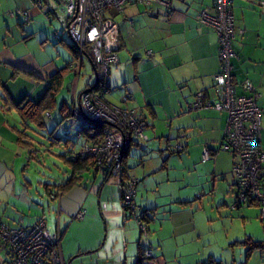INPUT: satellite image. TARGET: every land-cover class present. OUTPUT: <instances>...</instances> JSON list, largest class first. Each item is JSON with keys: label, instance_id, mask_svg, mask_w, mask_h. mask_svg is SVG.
Masks as SVG:
<instances>
[{"label": "crops", "instance_id": "obj_1", "mask_svg": "<svg viewBox=\"0 0 264 264\" xmlns=\"http://www.w3.org/2000/svg\"><path fill=\"white\" fill-rule=\"evenodd\" d=\"M40 1L38 5L34 0H0V84L8 87L15 78L24 75L38 80H33L38 86H44L37 99L26 91L14 97L9 91L5 94L0 89V219L12 226H30L41 218L27 224L25 217L17 219L9 211L10 197L15 195L10 184H33L26 166V146L19 141L20 122H24L17 109L18 113L15 112V102L25 97L40 99L47 88L48 77L67 65L59 93L66 86L71 97L59 103L58 93L52 109L44 112L43 117H50L55 124L61 125L65 121L73 125L74 119L78 121L72 111L74 104L80 110L79 103H73V98H78L80 93L94 85L86 83L80 90L84 58L92 67L89 78L96 80L91 59L86 55L79 61L78 73L79 55L75 56L63 30L53 32V27L46 23L40 26L35 25L37 21L33 23L36 17H42L43 10L49 16L50 24L52 19H62L55 4L57 0ZM263 1L231 0V7L237 31L233 45L235 55L232 57L233 80L238 93H248L242 84L250 80L259 94L257 103L263 112L264 149ZM214 3L215 0H173L172 14L158 6L146 8L128 4L121 13V24L118 23L119 64L114 66L117 68L114 75L111 72L109 93L113 86L121 89L118 85L122 82L124 93L132 97L125 107L134 108L137 115L148 122L151 142L133 144L126 162L127 174L138 180L135 196L138 212L146 213L149 231L151 225L156 227L152 235L158 241L156 250L150 241L154 260L158 259L156 255H165L162 249L166 251V236L161 232L166 227L170 229L168 234L175 237L176 245L181 240L180 230L187 228V224L191 223L188 231L196 235L198 224L204 219L198 217L194 210L204 208L206 200L212 207V216L217 208L222 217L223 240L217 246L207 247L196 261L190 260L188 264H202L210 256L221 260L222 264H243L247 248L234 242L248 236L264 240V232L255 215L257 208H251L258 205L244 208L234 204L232 170L236 158L232 152L220 149L228 113L211 107L192 108L198 92H204L206 99H216L218 95L214 76L222 69L219 37L212 27L202 24L198 18L203 9L213 7ZM26 10L30 20L33 19L30 24L22 22V12ZM17 17L20 21L16 22L14 19ZM58 33L60 39L57 38ZM60 42L65 45L66 54L61 52ZM149 50L152 55L148 54ZM61 55L67 60L62 67L58 66ZM74 73L75 77L71 78ZM74 79L77 80L76 85ZM56 109H59L58 118L52 117L51 113ZM16 113L18 115L15 116ZM77 135L80 138L84 136L82 149L88 141L86 134L80 132V125ZM25 136V142L33 145L27 140L32 139L30 135ZM177 140L181 142V149L179 153H173L168 146ZM206 148L212 155L208 160H204ZM101 173L103 177L100 180L97 171L93 182L84 184L80 181L52 199L58 218L55 231L62 233L63 257L70 264H137L138 242L142 241V233L137 220L126 216L121 178ZM81 209L86 210V216L90 214L84 225L91 220L97 224L96 233L89 237L77 234V229L72 227V219ZM161 209L167 212L162 218L159 217ZM103 227L107 229L106 243H102ZM219 247L226 249V253L221 254ZM247 259L246 264H264V249L253 250Z\"/></svg>", "mask_w": 264, "mask_h": 264}, {"label": "built area", "instance_id": "obj_2", "mask_svg": "<svg viewBox=\"0 0 264 264\" xmlns=\"http://www.w3.org/2000/svg\"><path fill=\"white\" fill-rule=\"evenodd\" d=\"M41 4L40 0H34ZM67 16L66 29L71 41L79 48V60L76 66L80 73V59L88 51L99 72V81L89 88V92L78 95L80 110L73 106L75 117L88 124L90 119L108 122L99 142H88L70 158L77 160L93 157L95 169L109 175L120 176L124 165L123 153L132 141H147L145 131L148 122L137 115L134 108L115 105L107 98L111 87V69L119 64L120 47L119 26L108 13L114 7L124 13L125 6H158L167 14H172L173 0H57ZM264 5V1L262 2ZM24 20H30L29 12H22ZM49 17V16H48ZM199 21L212 27L218 34L222 69L214 76L217 98L206 99L204 92H198L192 108L211 107L228 113L226 127L220 149L230 151L236 160L232 170L235 185V197L238 203L247 205L251 200L260 202L261 219H264V149L262 146L263 112L257 103L259 94L250 80L243 82L248 93H238L233 80L232 57L235 55L233 45L236 39V26L231 7V0H215L213 7L203 9ZM57 38L61 36L58 33ZM152 55V51H148ZM97 85V87H95ZM88 89V88H87ZM131 95L126 94L122 101L127 103ZM76 102L77 96L73 98ZM106 124V123H105ZM180 140L173 143V148L181 149ZM212 157L206 148L204 160ZM135 177L127 176L122 187V203L128 206L126 216L135 218L142 234H148L143 220L144 214L138 212L135 202ZM51 199L55 194H49ZM85 210H79L74 218H84ZM62 233L51 232L46 219L41 217L30 226H12L0 219V248L7 255L3 264H67L62 253ZM151 250L145 256H151Z\"/></svg>", "mask_w": 264, "mask_h": 264}, {"label": "rangeland", "instance_id": "obj_3", "mask_svg": "<svg viewBox=\"0 0 264 264\" xmlns=\"http://www.w3.org/2000/svg\"><path fill=\"white\" fill-rule=\"evenodd\" d=\"M32 3L36 5L33 1ZM58 10L62 14V19H52V24H50V18L47 16V14L42 11L43 15L41 18H35L30 20L29 22H26L22 18V22L25 24H30L32 21L35 23V25H43L46 23L48 26L53 27V32L56 31V29L63 30V34L65 35V38L67 41L71 42L70 35L66 29L67 25V16L61 9L58 2H55ZM39 7V6H38ZM23 10V9H21ZM108 13L111 16V18H114L117 23L122 22L123 15L119 13L114 7H111L108 9ZM52 15H50L51 17ZM46 18V20H45ZM53 18V17H52ZM16 22L19 20V17L14 19ZM20 21V20H19ZM22 23V25H23ZM24 24V25H25ZM54 38L56 39V34L54 33ZM54 39V40H55ZM53 40V39H52ZM57 40V39H56ZM60 50L63 54H66L65 45L63 42L59 43ZM65 58L63 55H61L58 58V66L62 67L65 65ZM84 66L82 67L81 76L79 79L80 83V90L84 89V86L86 83H89L90 86L95 83L94 79H90L89 76L92 74V67L89 63V61L84 58ZM120 66V65H119ZM115 70H117L116 67H113L111 69L112 75H114ZM31 77V76H30ZM75 77L74 75H71V78ZM30 79V81H29ZM36 82H39L38 80L33 79ZM32 78L26 77L24 75H20L19 78H15L12 82V84H8V87H4L2 84H0V89L7 94V91H9L10 94H12L14 97H19L21 93H28L33 98H38L41 93L44 90V86L40 85L38 86ZM67 81L69 82V78H67ZM75 85L77 83V80H75ZM122 82L118 85L119 88H115L113 86V91L108 92L107 98L109 101H111L115 105H124L126 103H123L122 98L127 94L124 93L122 87ZM9 89V90H7ZM71 97V92L69 89L65 88L61 91V93L58 94V102L62 103L63 99H69ZM73 101H75L73 99ZM76 102L79 103V97L77 98ZM75 105V104H74ZM81 106V105H80ZM16 110V108H14ZM17 112V110L15 111ZM18 113V112H17ZM15 114L18 115V114ZM54 116L59 115V109H56L51 112ZM50 117L44 116V123L42 125H37L34 122H29L28 125L25 123L20 122V129L25 132V134H29L32 139H28V141H31V145H25L26 146V158H27V171L28 175L30 176V180L33 184H10L11 188H14L15 197H10V207L9 211L10 213L15 216V218L19 219L21 216L25 217L26 223H32L39 217H44L46 219L48 228L51 231L56 230L57 225V208L56 204H54V200H52L49 196V193L46 189L47 184H50V186L53 188L55 184H65L66 180L72 175V167L70 164V154L72 152L77 153L81 150V144L84 136L81 138L77 135V130L79 128L80 122L75 121L73 125L70 122H62V124H55L53 121L50 120ZM61 120V117H60ZM59 120V121H60ZM146 135H148L147 141H140L141 144H149L151 140L149 141V132L148 128L145 131ZM90 142V141H88ZM87 142V143H88ZM86 143V144H87ZM92 160L93 157H90ZM89 158V159H90ZM130 167V166H129ZM131 171L132 169L129 168ZM100 180L103 175L101 172H98ZM132 176V175H131ZM95 173L94 170L92 171H85L83 173V183L86 184L91 183L94 181ZM89 188V187H88ZM55 198L59 197L61 193H54ZM8 197V195H7ZM90 201V199H89ZM204 208L196 209L195 212H198V217L200 216L204 220H202V223L198 224L199 231L196 233V235H192L188 231V228H190L191 223L187 224V228H183L180 231V242L176 245L174 242L175 237L171 236L169 227H166V229L161 232V235H165V244H166V251L162 249V254L156 255L158 256L157 260L150 259L148 260L151 264H188V262L191 260L196 261V257L199 256L207 247H214L221 243L223 240L222 237V229H221V223H222V217L217 211V208L213 210V216L210 212V209L212 208L211 205L208 204V201L206 200L204 202ZM244 208H248L247 205H242ZM251 208H257V220L259 223V226L261 227V231L264 232V221H262L261 217V208L260 205L258 206H251ZM162 210V209H161ZM86 211V210H85ZM256 212V211H255ZM87 213V212H86ZM167 212H162L159 214V217L162 218L164 215L166 216ZM9 215V214H8ZM98 215L101 214L99 213ZM87 216L85 215L84 218H74L73 221V230L75 228L77 229L75 232L78 234H82L83 236H88L90 234L96 233V222L94 220H91L87 222V225H84V221H87ZM95 217V216H93ZM86 218V219H85ZM212 218V219H211ZM103 224V222H102ZM103 226V225H102ZM75 227V228H74ZM154 225H151L150 231L147 235L142 234L141 239L144 243L149 244L150 241H153V249H157L158 241L156 240V236H153V229H155ZM103 236H102V243H106L105 236L107 235V229L103 227ZM235 246V245H233ZM233 246H230L229 248L232 249ZM152 250V247H151ZM218 251L223 254L226 253V249L223 247H219ZM210 252V251H209ZM7 255L3 249L0 248V264H3L4 260H7ZM193 264V263H192ZM223 264H231V263H223Z\"/></svg>", "mask_w": 264, "mask_h": 264}, {"label": "trees", "instance_id": "obj_4", "mask_svg": "<svg viewBox=\"0 0 264 264\" xmlns=\"http://www.w3.org/2000/svg\"><path fill=\"white\" fill-rule=\"evenodd\" d=\"M69 44L71 45L72 50L74 51L75 56L78 57L79 55V48L77 47V45L73 42H69ZM86 56H88L92 61V55L86 51ZM94 62V61H93ZM67 68L68 66H64L58 70H56L55 72H53L47 79V88L44 92V94L42 95V97L38 100H33L31 98L25 97L22 100L15 102V106L16 109L18 110L22 121L28 125L29 122H34L37 125H42L44 123V117L43 114L46 111H49L50 109H52L53 105H54V101H55V96L59 93V91L62 88L63 82H64V78L67 72ZM95 87H97V85H95ZM73 111V110H72ZM75 116V114H74ZM80 122V132L81 133H85L86 137H87V141L90 142H99L102 137H103V133L105 131V129L110 128L111 126H108L107 124L103 123V122H97L94 119H90V123L85 124L83 122H81L80 120H78ZM25 132L21 131L20 135H19V141L22 142L23 144H27V142H25L24 138H26L25 136ZM173 143L171 141V143L168 146V149H170L173 153H179V151L177 149L173 148ZM133 144H139V141H132L130 144V147L124 151L123 153V158H122V162L124 165V169L122 170V174L119 176L121 178V194H122V187L124 185V179L125 177H127L129 174H127V154H129L130 152V148ZM28 145V144H27ZM90 157H86L84 159H77V160H72L70 159V164L72 167V175L66 180L65 184H55V186L53 187V189L51 188L50 184H47V191L49 194H54V193H63L65 190H68L70 188H72V186H74L75 184H78L80 181H82L83 179V173L85 171H89V170H94L95 173H97V171L99 172V170L95 169V163L94 160H92ZM105 175L109 176V174H107L106 172H103ZM106 176V177H107ZM131 175H129L130 177ZM105 177V179H106ZM55 189V190H54ZM234 204L236 207H240L243 204L238 203L236 197H235V201ZM259 205L260 202L257 200H251L248 202L247 205ZM124 209L127 211L128 206L123 205ZM138 206V205H137ZM144 214L143 220L147 225L148 228V233H149V222L147 221L146 218V213L142 212ZM130 217V216H129ZM262 221H264V219H262ZM25 226V225H23ZM141 232V231H140ZM142 233V232H141ZM142 236V235H141ZM234 244H242L244 246H246L247 251H246V261L243 264H246V262L248 261L247 258H249L250 254L252 253L253 250L255 249H264V240L260 241V240H255L252 237L248 236L243 240L240 241H236L234 242ZM151 244H146L143 241H139L138 242V259H137V264H148V260L153 258V255L151 253L150 257H146L145 256V251L146 250H151ZM152 252V250H151ZM202 264H222L221 260H217L215 259L213 256H210L208 258V260H206L205 262H203Z\"/></svg>", "mask_w": 264, "mask_h": 264}, {"label": "water", "instance_id": "obj_5", "mask_svg": "<svg viewBox=\"0 0 264 264\" xmlns=\"http://www.w3.org/2000/svg\"><path fill=\"white\" fill-rule=\"evenodd\" d=\"M90 61L92 62V66H93V69H94V74H95V77H96V82H98L99 81V72H98V69H97L95 63L92 60H90ZM91 89L92 88H88V89L84 90L83 92H89ZM96 121L97 122H100L98 120H96ZM103 123L109 124L108 122H103ZM67 264H70V262H68Z\"/></svg>", "mask_w": 264, "mask_h": 264}]
</instances>
